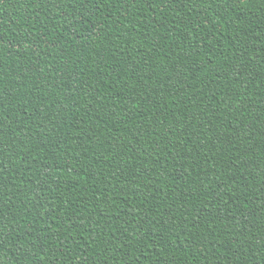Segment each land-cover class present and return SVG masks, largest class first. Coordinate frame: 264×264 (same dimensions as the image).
Here are the masks:
<instances>
[{
  "label": "trees",
  "instance_id": "16d2710c",
  "mask_svg": "<svg viewBox=\"0 0 264 264\" xmlns=\"http://www.w3.org/2000/svg\"><path fill=\"white\" fill-rule=\"evenodd\" d=\"M0 264H264V0H0Z\"/></svg>",
  "mask_w": 264,
  "mask_h": 264
}]
</instances>
